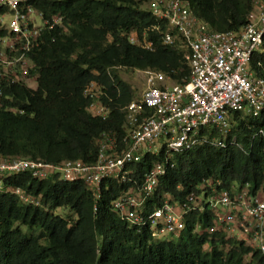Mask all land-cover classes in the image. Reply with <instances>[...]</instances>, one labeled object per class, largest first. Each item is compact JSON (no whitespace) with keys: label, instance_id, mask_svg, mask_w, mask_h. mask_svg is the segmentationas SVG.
Returning <instances> with one entry per match:
<instances>
[{"label":"trees","instance_id":"trees-1","mask_svg":"<svg viewBox=\"0 0 264 264\" xmlns=\"http://www.w3.org/2000/svg\"><path fill=\"white\" fill-rule=\"evenodd\" d=\"M149 1L30 0L44 19L59 17L61 25L44 29L37 48L28 54V84L0 85V158L91 164L97 138L121 132L120 110L133 99L117 70H154L174 83L186 81L189 70L181 48L159 45L157 33L147 30L157 24L140 8ZM182 1L209 30L234 32L254 0ZM131 31H145L154 49L129 45L126 35ZM249 68L264 81V37ZM91 81L103 87L99 99L110 111L106 118L86 112L90 100L82 92ZM231 120L224 148L203 143L169 158L143 209L166 199L178 205L207 181H218L222 188L246 184L250 192L264 193V139L256 134L264 132V112L256 118L233 113ZM232 137L240 147L230 143ZM156 159L143 155L133 166L136 184ZM7 184L25 188L38 205H20L0 192V264H264V257L245 243L207 233L212 222L205 214L187 217L176 238L150 240L146 228L128 225L111 209V201L133 187L130 182L102 183L95 213L89 192L79 182L18 175ZM56 209H67L69 215L60 217ZM198 223L199 233L193 230Z\"/></svg>","mask_w":264,"mask_h":264},{"label":"built area","instance_id":"built-area-1","mask_svg":"<svg viewBox=\"0 0 264 264\" xmlns=\"http://www.w3.org/2000/svg\"><path fill=\"white\" fill-rule=\"evenodd\" d=\"M147 6L157 22L147 30L157 33L159 45H178L183 51L189 70L186 81L174 83L154 70L133 71L143 87L120 110L121 132H105L97 138L93 163L0 158V192L12 195L20 205L37 206L25 188L9 186L7 179L20 175L35 181L79 182L89 192L95 213L102 183L130 182L133 187L112 200L111 209L128 225L146 228L150 240L176 238L187 217L205 214L212 222L207 233L219 232L226 239L241 241L264 257V193L250 192L246 184L222 188L218 181H207L178 205L166 199L151 210L143 209L173 154L203 143L224 148L233 113L256 118L264 112V81L249 68L264 37V0L252 2L244 24L234 32L209 30L182 0H150ZM60 25L59 17L44 19L30 0H0V85L28 84L32 79L28 54L37 48L44 29ZM146 35L145 31H131L126 40L152 51L154 44ZM103 93V87L93 81L84 87L82 95L90 100L86 112L91 116L109 115L99 99ZM212 130L217 134L210 133ZM256 134L264 139L262 130ZM230 143L240 147L234 137ZM148 154L157 159L136 184L131 178L133 166ZM193 230L200 232L199 223Z\"/></svg>","mask_w":264,"mask_h":264},{"label":"rangeland","instance_id":"rangeland-1","mask_svg":"<svg viewBox=\"0 0 264 264\" xmlns=\"http://www.w3.org/2000/svg\"><path fill=\"white\" fill-rule=\"evenodd\" d=\"M140 8L142 10H147V3H143ZM116 74L118 75L119 79L129 85V87L133 91L132 98H136L139 91L143 87L142 82L139 80V76L134 72L125 71L122 69L117 70ZM54 214L59 215L60 217H65L66 215H69V212L67 209H56L54 211Z\"/></svg>","mask_w":264,"mask_h":264}]
</instances>
